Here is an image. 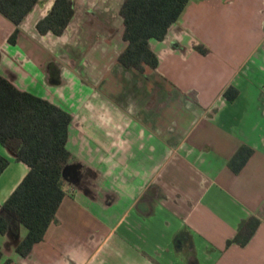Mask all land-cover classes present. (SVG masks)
<instances>
[{
    "label": "crops",
    "instance_id": "1",
    "mask_svg": "<svg viewBox=\"0 0 264 264\" xmlns=\"http://www.w3.org/2000/svg\"><path fill=\"white\" fill-rule=\"evenodd\" d=\"M70 1L60 35L36 29L53 0L37 1L13 43L0 14V75L71 115L72 155L56 221L25 257L26 228L12 223L0 264H264V0H189L149 39L157 66L144 72L118 62L124 0ZM242 145L253 152L235 173ZM0 154L1 205L28 167ZM250 216V239L228 244Z\"/></svg>",
    "mask_w": 264,
    "mask_h": 264
},
{
    "label": "trees",
    "instance_id": "2",
    "mask_svg": "<svg viewBox=\"0 0 264 264\" xmlns=\"http://www.w3.org/2000/svg\"><path fill=\"white\" fill-rule=\"evenodd\" d=\"M38 0H0V14L16 28L9 37L14 42L17 26ZM189 0H124L119 16L123 24L125 48L118 56L124 68L139 72L154 70L157 57L149 49V39L161 40L176 21ZM70 0H53L49 11L36 23L39 33L62 34L73 16ZM196 50H207L197 45ZM238 90L228 86L223 96L234 100ZM71 115L46 99L16 88L0 75V144L11 148L15 159L25 163L27 173L0 205V233L5 234L12 223L26 228L15 247L18 255L27 256L33 245L41 241L48 226L56 221V211L64 196L62 172L72 155L66 148ZM248 146H240L228 161L237 173L252 154ZM0 154V174L8 165ZM259 220L250 216L231 241L245 244ZM2 251L0 249V259ZM5 260L3 264H11Z\"/></svg>",
    "mask_w": 264,
    "mask_h": 264
},
{
    "label": "rangeland",
    "instance_id": "3",
    "mask_svg": "<svg viewBox=\"0 0 264 264\" xmlns=\"http://www.w3.org/2000/svg\"><path fill=\"white\" fill-rule=\"evenodd\" d=\"M145 90H146V87H145ZM145 90H142V91H143V92H142V93H143V96H145V95L147 94V93H144ZM150 92H151V91H150ZM148 98H149V95L146 96V99H148ZM152 101H153V100H152Z\"/></svg>",
    "mask_w": 264,
    "mask_h": 264
},
{
    "label": "water",
    "instance_id": "4",
    "mask_svg": "<svg viewBox=\"0 0 264 264\" xmlns=\"http://www.w3.org/2000/svg\"><path fill=\"white\" fill-rule=\"evenodd\" d=\"M62 175L65 177V169L63 170Z\"/></svg>",
    "mask_w": 264,
    "mask_h": 264
}]
</instances>
